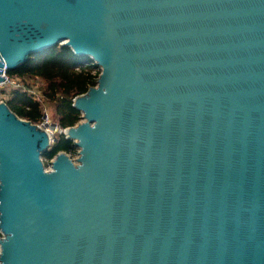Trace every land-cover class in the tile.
I'll return each mask as SVG.
<instances>
[{"label": "water", "instance_id": "obj_1", "mask_svg": "<svg viewBox=\"0 0 264 264\" xmlns=\"http://www.w3.org/2000/svg\"><path fill=\"white\" fill-rule=\"evenodd\" d=\"M59 44L79 157L0 103V264H264V0H0V82Z\"/></svg>", "mask_w": 264, "mask_h": 264}, {"label": "trees", "instance_id": "obj_2", "mask_svg": "<svg viewBox=\"0 0 264 264\" xmlns=\"http://www.w3.org/2000/svg\"><path fill=\"white\" fill-rule=\"evenodd\" d=\"M8 74L31 80L35 85L37 81L44 84L38 95L13 91L6 104L19 118L37 125L44 122L46 106L54 110L55 122L62 133L54 137L56 141L42 154L47 163L60 152L76 153L74 141L67 139L63 131L77 126L83 119L82 113L74 107V100L98 83L101 70L93 59L77 55L70 47L59 44L32 54L25 64ZM29 88L34 89V86L29 84Z\"/></svg>", "mask_w": 264, "mask_h": 264}, {"label": "built area", "instance_id": "obj_3", "mask_svg": "<svg viewBox=\"0 0 264 264\" xmlns=\"http://www.w3.org/2000/svg\"><path fill=\"white\" fill-rule=\"evenodd\" d=\"M8 72L9 71L5 66L3 68L2 77H6V79L0 82V103H6V100L10 98V94L16 90H22L36 94L34 89L29 88L30 83L27 80L19 77H12L8 74ZM44 119H47V114L45 115Z\"/></svg>", "mask_w": 264, "mask_h": 264}, {"label": "rangeland", "instance_id": "obj_4", "mask_svg": "<svg viewBox=\"0 0 264 264\" xmlns=\"http://www.w3.org/2000/svg\"><path fill=\"white\" fill-rule=\"evenodd\" d=\"M28 82L30 83V85H33L34 86V90H35V92H36V95H38V90L40 89V88H42L43 86H44V84H43V82H40V81H37L36 82V85H35V82H33V81H31V80H28ZM40 97H41V94H40ZM45 113L47 114V119H44V124L45 123H49V124H52V123H56L55 122V115H54V110L52 109V108H50L49 106H46V108H45ZM84 119H82V121H83ZM81 121V122H82ZM42 123V124H43ZM42 124H39V125H42ZM62 130H61V128H58V131H54V132H52L51 133V136H52V138H54V137H56L60 132H61ZM50 132V131H49ZM77 152L76 153H67L68 154V156L74 161V162H77V159H78V157H79V148H77L76 147V149H75ZM54 160V159H53ZM52 160V161H53ZM42 161H43V163H44V165H45V168L47 169V170H51V168H52V161L50 162V163H47V161L42 157Z\"/></svg>", "mask_w": 264, "mask_h": 264}, {"label": "bare ground", "instance_id": "obj_5", "mask_svg": "<svg viewBox=\"0 0 264 264\" xmlns=\"http://www.w3.org/2000/svg\"><path fill=\"white\" fill-rule=\"evenodd\" d=\"M47 131H49V129L47 128ZM49 134H50V136H51V133L49 132ZM51 138H52V136H51ZM53 139V138H52Z\"/></svg>", "mask_w": 264, "mask_h": 264}]
</instances>
